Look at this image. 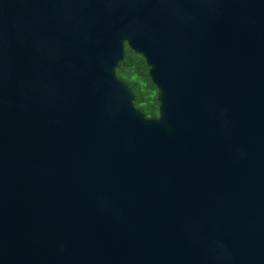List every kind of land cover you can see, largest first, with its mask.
<instances>
[{
	"label": "water",
	"instance_id": "95a60500",
	"mask_svg": "<svg viewBox=\"0 0 264 264\" xmlns=\"http://www.w3.org/2000/svg\"><path fill=\"white\" fill-rule=\"evenodd\" d=\"M0 264H264V0H0Z\"/></svg>",
	"mask_w": 264,
	"mask_h": 264
},
{
	"label": "trees",
	"instance_id": "16d2710c",
	"mask_svg": "<svg viewBox=\"0 0 264 264\" xmlns=\"http://www.w3.org/2000/svg\"><path fill=\"white\" fill-rule=\"evenodd\" d=\"M115 73L131 89L134 106L146 117L156 116L157 90L148 75V66L144 57L125 44L123 58Z\"/></svg>",
	"mask_w": 264,
	"mask_h": 264
}]
</instances>
